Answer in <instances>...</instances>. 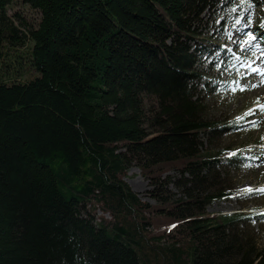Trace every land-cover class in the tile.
I'll use <instances>...</instances> for the list:
<instances>
[{
  "label": "trees",
  "instance_id": "obj_1",
  "mask_svg": "<svg viewBox=\"0 0 264 264\" xmlns=\"http://www.w3.org/2000/svg\"><path fill=\"white\" fill-rule=\"evenodd\" d=\"M11 1L0 59L25 52L38 74L0 80V264H264L246 224L263 209L206 211L236 192L221 160L248 157L203 147L238 126L206 115L195 80V23L221 0H21L40 12L26 29ZM132 164L159 188L177 171L180 196L141 199Z\"/></svg>",
  "mask_w": 264,
  "mask_h": 264
},
{
  "label": "rangeland",
  "instance_id": "obj_2",
  "mask_svg": "<svg viewBox=\"0 0 264 264\" xmlns=\"http://www.w3.org/2000/svg\"><path fill=\"white\" fill-rule=\"evenodd\" d=\"M7 11L10 16L14 12L18 13V19L15 17L14 22L20 24V19L23 23L20 27L23 29L35 26L40 18L37 9L21 0H12ZM261 15H264V0H221L217 7L203 11L195 23L197 32L207 39L200 49L196 66L200 74L195 79L205 113L220 123L238 118L236 128L219 131L211 137V141L202 135L203 147L211 145L242 148L243 154L248 156L233 165L227 164L225 159L221 160V168L227 172L236 192L207 204L208 213L220 215L235 211L264 210V192L259 191L264 189V96L261 92L254 94L251 90L259 85L257 82H260L262 74L258 77L259 81L250 80L246 83L242 80L246 73L243 67H250L252 56L247 46L241 47L245 41H254L258 46L256 49L263 45L260 53L264 57V44L260 42V39L264 41V34L257 25ZM234 21L238 25L235 28L236 33L233 34L230 26ZM245 31L237 43L240 46L233 45L229 37ZM28 43L30 40L21 49H25ZM17 48L20 49V46ZM32 68L27 54L14 50L0 59V80L29 79L38 74ZM168 174L169 177L165 178L168 182L159 188L132 164L124 179L141 199L154 202L151 190L161 191L169 197L180 196V190L174 182L179 173L171 170ZM249 189L252 191H248ZM100 213V209L96 210V214ZM246 224L258 231L259 242H264V219H250ZM175 233L176 228H172L165 235L168 237Z\"/></svg>",
  "mask_w": 264,
  "mask_h": 264
},
{
  "label": "bare ground",
  "instance_id": "obj_3",
  "mask_svg": "<svg viewBox=\"0 0 264 264\" xmlns=\"http://www.w3.org/2000/svg\"><path fill=\"white\" fill-rule=\"evenodd\" d=\"M237 25H238V22L234 21V22H232V24L230 26L231 27L230 31L233 32V34L236 33L235 28L237 27ZM245 29H247V28H245ZM245 33H246V31L245 32H238L234 36L229 37V39L233 42V45H235V44L240 42L241 35H244ZM238 46H240V45H238ZM246 46L248 47V49H250V53H251L252 57H250V67L249 66L243 67V69L246 73L243 76L242 80L246 83L249 82L250 80L259 81L258 77L262 74L260 82H257L259 85L257 87H254L251 90H252V92H254V94H256V92H261L264 96V77H263L264 76V57H263V54L260 53L261 50H263V48L260 47V49L259 48L256 49L258 46L255 45L254 41H245L241 47H246ZM253 47H255L256 51H254ZM263 99H264V97H263Z\"/></svg>",
  "mask_w": 264,
  "mask_h": 264
},
{
  "label": "snow or ice",
  "instance_id": "obj_4",
  "mask_svg": "<svg viewBox=\"0 0 264 264\" xmlns=\"http://www.w3.org/2000/svg\"><path fill=\"white\" fill-rule=\"evenodd\" d=\"M248 191H252L251 189H249ZM259 191H261V192H264V189H260Z\"/></svg>",
  "mask_w": 264,
  "mask_h": 264
}]
</instances>
